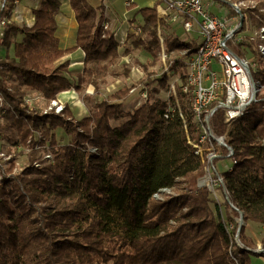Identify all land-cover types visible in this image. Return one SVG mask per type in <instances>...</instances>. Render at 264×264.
Masks as SVG:
<instances>
[{"label": "trees", "instance_id": "trees-1", "mask_svg": "<svg viewBox=\"0 0 264 264\" xmlns=\"http://www.w3.org/2000/svg\"><path fill=\"white\" fill-rule=\"evenodd\" d=\"M10 2L15 8L16 0ZM70 3L79 25L71 50L61 49L56 36L60 0H40L34 24H11L3 40L13 54H6L0 77L7 105L0 141L9 144V154L21 146L30 153L29 164L0 183V264H252L254 256L264 257L236 221L242 214L245 222L264 227V100L253 103L228 130L236 163L224 173L226 219L209 189L198 185L205 164L187 138L196 139L197 132L187 96L178 86L184 119L173 96L156 97L167 89V75L146 83L149 99L133 112L123 111V102L104 99L76 119L67 106L58 115L25 103L31 92L48 103L70 90L98 89L114 74L120 49L114 33L104 30L103 8L87 0ZM263 8L264 0L243 13L260 28ZM138 13L149 39L130 37L131 44L151 55L146 65L153 67L162 49L157 12L143 7ZM164 45L168 51L195 48L173 37ZM245 45L258 64L253 77L264 85L256 45ZM76 49L85 53L84 67L72 81L66 76L69 63L59 61ZM129 90H118L113 99H126ZM169 107L175 111L167 119ZM214 121L216 133L223 135L222 114ZM58 129L69 137L66 144L58 143ZM41 153L52 160L43 162ZM174 189L176 195L156 197Z\"/></svg>", "mask_w": 264, "mask_h": 264}, {"label": "built area", "instance_id": "built-area-1", "mask_svg": "<svg viewBox=\"0 0 264 264\" xmlns=\"http://www.w3.org/2000/svg\"><path fill=\"white\" fill-rule=\"evenodd\" d=\"M10 3V0H0L2 49H6L3 40L8 28L14 23L16 7L10 9ZM18 3L19 0H16V6ZM243 6L246 7L244 9L249 7L243 2L234 3L229 0H159L157 6L160 20L157 36L162 47L158 56L164 64L162 74L168 77V93L175 98V104L183 119L178 103V86L189 100L197 132L196 139L191 140L189 135L187 138L205 164V178L214 197L218 188L223 190L224 173L231 171L236 163L232 157L233 148L227 142L229 128L235 120L247 113L253 103L264 100V85L253 77L258 70L255 55L245 45L246 42L255 43L264 66V25L255 30L254 36L251 38L249 36L248 40L243 39L242 28L246 24L244 21L248 20L247 15L242 13ZM251 7L255 8L256 5ZM228 19L234 21L230 26H227ZM178 25L187 35H193L184 42L195 44V48L166 50L164 45L166 27L175 28ZM109 27L108 23H104V30H109ZM130 35L142 42L149 39L140 24L132 25ZM237 43L246 47V52L250 55L252 53V56L248 57L246 53L239 54L236 50ZM5 56L0 54V77L5 69L3 63ZM177 59L181 60V65L176 64ZM66 76L71 80L75 78L70 76V73H66ZM129 93L138 95V100L135 103H125L124 111L133 112L149 99L148 90L144 86L141 89L132 86ZM24 101L31 110L44 103L45 113L62 114L65 109L64 103L60 100L56 99L48 104L41 94L36 92L28 93ZM6 110L7 105L0 90V120L6 114ZM174 111V107L167 108L165 118L168 119ZM219 113L222 114L223 123L226 125V132L223 135L217 134L215 130L214 118ZM226 159H230V163L224 168L219 167L218 163ZM11 160L12 155L0 146V183L4 178H11L17 174L16 167L13 169L15 171L10 169ZM44 160L50 162L52 155L46 153ZM40 164L36 163L37 166ZM224 198L226 199V194Z\"/></svg>", "mask_w": 264, "mask_h": 264}, {"label": "rangeland", "instance_id": "rangeland-1", "mask_svg": "<svg viewBox=\"0 0 264 264\" xmlns=\"http://www.w3.org/2000/svg\"><path fill=\"white\" fill-rule=\"evenodd\" d=\"M229 1L234 2V3L243 2V3H245V6H249L247 9H244L246 7L243 6L242 13L245 10L254 9L251 6H255L256 4H259L260 2H262V0H229ZM23 3L28 5V6H31L30 0H23ZM261 12H264V11H261ZM247 18H248V16H247ZM249 21L250 20L244 21V23H246V24L242 29V31H243L242 36H243V39H245V40H248L249 36H250V38H251V36H254L255 30L259 28L257 25H254ZM233 23H234L233 20L228 19L227 26H230ZM172 29L173 28L168 27L167 30H165V31L169 37H177L178 39H181L180 41L187 40V39H189V37L193 36V35H191V36L187 35L180 25L175 27L176 32L171 31ZM21 38H19V39L17 38L16 40H20ZM130 45L133 46L132 44H130ZM237 45H238V49L241 51V53H246L248 57L252 56V53L250 55L249 52H246V47H242V45H240L239 43H237ZM5 47H6V49L0 48V54L1 53L4 54L3 50L4 51L6 50L7 53L10 55L13 54V48L12 47L9 48V50L7 49V46H5ZM256 50H257V48H256ZM253 54L255 55L254 52H253ZM177 55H179V53H177ZM177 55H175V56H177ZM175 56H173V57H175ZM152 60L153 59H152L151 55H148V53L146 51H144L143 49H136L135 47H132L129 49V51L124 50V66H122V64H120L119 62H118L119 64L117 63L116 65H114L113 66L114 74L109 73L108 76L105 78V82L102 83L99 87L100 92H102L106 95V96H103V98L118 103V100L115 101L113 99L114 94L118 90H120L122 88L130 89V87H132V86H137L138 89H141V88H143V86L146 87L147 82H150L153 79L161 78L162 75H165V74H162L164 64H163V61H161V59L158 60V62L153 67L146 65V64H149ZM145 65L148 66V68L145 67ZM149 72H154V74L151 76ZM111 76H113V77H111ZM153 85L158 86V82L154 81ZM167 89H168V87H167ZM167 89L161 90V92L156 96H160L162 99L167 100L170 97V94L168 93ZM102 90H104V91H102ZM71 91H73V90H71ZM110 93H112V94L107 95ZM77 94L80 97V99L82 100V102H79L78 98H74L73 100L76 101L78 104L77 105V107L79 108V111L77 113V114H79L78 117L82 118L83 116L90 114L91 108L94 104H91V102H86L87 96L89 95L86 91H83L81 93L78 92ZM73 95H75V94H73ZM127 98L128 99H126V100L124 99L125 103H128V104L129 103H135L138 100V95H130V93H129ZM83 102H84L86 108L83 106ZM49 103H51V102H48V104ZM44 106H45L44 103H42L41 105L38 104V108H42L43 110H44ZM64 106H65V104H64ZM123 111H124V107H123ZM1 122H2V120H0V123ZM58 132L59 133L56 134L58 143L59 144H66L69 137L65 134V132L62 129H58ZM37 137H40V136L37 134ZM0 146L2 147V149L4 151L9 153V151L7 150L10 148L9 144H8V146H6L5 144L3 145V142L0 141ZM92 151H96V150H92ZM11 152H12L11 153L12 157L14 155L15 167L17 169L16 171H17V173H19V172H21V170H23L29 164L30 150L23 148L21 146V147L12 148ZM41 154H43V153H41ZM43 156H45V154H43ZM42 160H44V157L42 158ZM229 160L230 159L220 161L218 163V166L221 168L226 167L230 163ZM39 161L41 162V160H39ZM13 171H15V170H13ZM205 177H206V173H205L204 177H202L198 181V185L200 187L206 186L208 188L207 180ZM176 193H177L176 189L165 190L162 194L158 195L157 198L163 199L168 195H176ZM215 195H216L215 196L216 198L212 195L213 199L215 201V204H221L222 215H223L224 219H226V209L224 207V203L226 200L224 198L225 194H223L222 189L218 188ZM241 216H242V214L240 215L239 218H237V220H236L237 223L238 224L243 223V227H245V234L248 237H250L256 245L255 251L261 250L264 254V245H263L264 227L261 225H258V224L257 225L253 224L251 222H245L244 219L243 220L241 219ZM236 239H237V241H239L238 235H237ZM252 264H264V257H255L254 256L252 259Z\"/></svg>", "mask_w": 264, "mask_h": 264}, {"label": "crops", "instance_id": "crops-1", "mask_svg": "<svg viewBox=\"0 0 264 264\" xmlns=\"http://www.w3.org/2000/svg\"><path fill=\"white\" fill-rule=\"evenodd\" d=\"M60 1L62 5L59 14L56 17L58 23L56 36L59 39L61 49L71 50L76 46L79 25L76 19L75 12L72 9L70 0H60ZM87 1L90 5H92L95 8L98 7L103 8L105 23L109 24L110 26L109 30L114 33L115 39L119 43V49L121 52L118 58V62L122 64V66H124V50L129 51V49L132 48V46L130 45L131 44L130 37L132 39H135L132 35H130V29L134 24H140V25L143 24V18L138 13V10L143 7H155L157 12V6L159 4V0H87ZM30 2H31V6H28L23 3V0H19V3L16 6L15 14L13 16L14 23L20 26L25 25L29 27H31L34 24L33 12L35 9L39 7L40 0H30ZM157 18L159 25L160 20H159L158 12H157ZM167 28L168 27H166V30ZM171 31L176 32L175 28H173ZM164 37L166 38L169 37L166 32L164 33ZM17 38L19 39L21 37L18 36ZM173 38H177V37H173ZM11 47L13 48V46ZM3 52L4 54L1 53V55L5 56L7 54V51L3 50ZM84 58H85V53L81 49H76L74 51L67 53L59 61L60 63L63 62L69 63L68 73H70V76H75L74 80L72 79V81H76L78 74L83 71ZM85 91L89 94L87 97H89L91 104H95L99 100L100 101L104 100L105 98H103V96H106L104 93L100 92L99 88L96 89L94 86L88 87L87 90ZM77 93L78 91L75 90L63 92L58 95L57 99L62 101L65 104V106H67L71 110V112L73 113L76 119H81L80 117H78L79 114H77L79 111V108L77 107L78 104L76 101L73 100L74 98H78L79 102H82V100L80 99ZM111 94L112 93L107 95H111ZM125 100L120 99L118 100V102H123V107H124ZM83 106L86 108L84 102H83ZM57 133H59L58 130Z\"/></svg>", "mask_w": 264, "mask_h": 264}, {"label": "water", "instance_id": "water-1", "mask_svg": "<svg viewBox=\"0 0 264 264\" xmlns=\"http://www.w3.org/2000/svg\"><path fill=\"white\" fill-rule=\"evenodd\" d=\"M241 219L243 220V215L241 216ZM243 227V223L239 224V230ZM255 252H257L258 254H263V252L261 250H256Z\"/></svg>", "mask_w": 264, "mask_h": 264}]
</instances>
